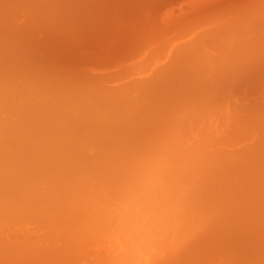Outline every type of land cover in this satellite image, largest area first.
Returning a JSON list of instances; mask_svg holds the SVG:
<instances>
[{
	"label": "bare ground",
	"instance_id": "bare-ground-1",
	"mask_svg": "<svg viewBox=\"0 0 264 264\" xmlns=\"http://www.w3.org/2000/svg\"><path fill=\"white\" fill-rule=\"evenodd\" d=\"M65 1L0 19V264L264 255V0ZM112 32L139 50L93 75Z\"/></svg>",
	"mask_w": 264,
	"mask_h": 264
},
{
	"label": "rangeland",
	"instance_id": "rangeland-1",
	"mask_svg": "<svg viewBox=\"0 0 264 264\" xmlns=\"http://www.w3.org/2000/svg\"><path fill=\"white\" fill-rule=\"evenodd\" d=\"M64 1L65 0H60V2H59V0H0V19L6 18L4 20L8 21L10 18L16 16V17H21V20H22L24 18V16H27L28 14L29 15L35 14V15L41 16L42 14H48V13H42L41 11H37V10H40V8H38L36 6V4L39 3L38 5L41 6V8H43V7L49 8L52 5L51 2H53V3L55 2L54 4H57V6H59L58 4H62V2L64 3ZM79 1H77V3H76V0L75 1L74 0H66L65 1L66 2L65 4L71 5V6L66 5V7H69V9H68V11L70 13L69 16H73V15L74 16H76V15L82 16V15H86V14H92V12L88 13V11H91V10H96V9L101 10L103 3L97 4V2H101V1L103 2L104 0H86V1L79 0ZM207 1L208 0H203L202 2H207ZM19 2H21V3H19ZM24 8L26 9V11L24 10ZM35 8H37V10H33ZM31 11H33V13ZM98 14L100 15L102 13H98ZM158 29L159 30L158 31L156 30V32H158L161 35L165 34V33L162 34L163 30L161 28H158ZM112 33L109 36L99 38L98 40L96 39V42H95L96 43V49L88 52L89 53L88 54V56H89L88 61H90L91 62L90 64H92L91 68L93 69V71H91V73L93 75L109 76V75L114 74L113 71H115V70H108L106 72L104 71L105 73H103L102 71L101 72L98 71V69L102 70V67H104L105 65L113 64L112 62H119V63L121 62L120 64H122L124 62L126 63L127 60L133 61L130 56L136 54L139 50V48L137 47V44L140 43V39H141L140 35H131L130 37L127 35V37H126L122 34H119V32H115L113 34ZM131 34H134V33L132 32ZM157 36H159V35L157 34ZM113 68H116V67H110V69H113ZM263 91H264V88H261L260 94H262ZM237 101H238L237 98L236 99H234V98L227 99L226 106H229L231 104L233 105L232 108L229 109V112L233 113L234 111H236L235 107L239 106V105H236ZM256 101L258 103H260L261 106L260 107H257L255 105L253 106L254 110H255L253 112V116H257L258 118L260 117V119L262 120V119H264V94L262 96H260V98L256 99ZM256 101H254V102H256ZM238 102L241 103V101H238ZM226 109H227V107H226ZM33 227L37 228L38 226H36V225L34 226V225L30 224L26 227V229L29 230L28 235L31 238H32V236H38V235L41 236L42 233L44 232L39 227V230L37 228L36 230H38V231H37V233H35ZM30 232H32V233H30ZM102 233L103 232H101L99 236H103L104 234H102ZM94 240L95 239L93 237H89L88 242L90 244H92L93 246L94 245L100 246ZM10 241H12V240H10ZM107 246H109L108 243H106V247ZM106 250H105V252H106ZM103 252L104 251H102V253ZM115 253L119 254L118 257L125 256L124 255L125 252L121 253V250H119V249H116V252H111V254H115ZM244 253H246V252H243V254L242 253L239 254V256L241 257V255H245V256H242L243 258H245L248 255L247 257H249V256L251 257V259H250V257H249V259L247 258L248 260H250L248 262L246 261L247 260L246 258H245L246 260L244 259L246 261V263H249V264L255 263L256 264L258 261V262H260L258 264H263L264 261L262 259H263L264 255L259 254L262 256L261 257L259 255H255V254H251V253H248V254H244ZM240 257H238L239 262L241 259ZM255 257L257 259H255ZM126 258L122 259L121 261H125ZM206 258L211 260L210 262L213 261V263H218V262L220 263V261H225V259H223V258L222 259L218 258L215 260L211 259V257H206ZM243 258L241 259V264L245 263V262H242V261H244ZM252 259L254 260V262ZM37 264H43V263H37ZM144 264H145V259H144Z\"/></svg>",
	"mask_w": 264,
	"mask_h": 264
}]
</instances>
